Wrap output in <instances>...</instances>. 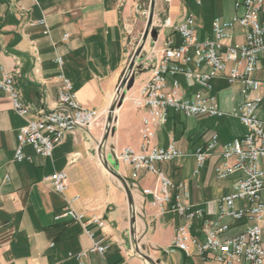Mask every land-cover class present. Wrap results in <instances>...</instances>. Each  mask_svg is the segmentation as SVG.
<instances>
[{"label":"crops","instance_id":"crops-1","mask_svg":"<svg viewBox=\"0 0 264 264\" xmlns=\"http://www.w3.org/2000/svg\"><path fill=\"white\" fill-rule=\"evenodd\" d=\"M138 4L149 14V22L140 19ZM240 12L232 0H0V79L5 73L14 74L29 108L27 117L57 107L60 73L71 81L82 106L106 112L116 104L111 129L102 138L99 128H76L50 156L26 144L22 149L28 158L17 161L16 133L24 119L0 89V264H202L198 255L171 246L174 228L185 219L174 211L159 212L150 204L151 195L142 192L154 184L155 175L114 158L122 146L139 148L144 110L137 109L131 97L146 72L137 71L130 85L120 80L132 54L138 53L137 65L144 67L146 57H154L152 49L157 50L165 36L177 38L173 27L163 24L165 18L175 26L192 13L196 35L205 39L212 37L214 16L228 18ZM243 37L241 30H235L234 40ZM178 78L185 96L192 97L198 86ZM118 86L124 98L116 101ZM212 92L224 111L242 99L237 84L223 76L213 80ZM258 113L264 114V100ZM181 116L170 112L167 121L155 128L151 144L165 146L173 140L185 154L156 165L175 183H186V202L205 208L206 217H215L219 198L231 190L238 175L216 178L213 168L220 160L221 144L245 128L241 124L242 132L227 135L201 122L208 116H194L193 126ZM212 131L217 132L219 145L193 175L192 152ZM62 169L67 185L60 194L43 177ZM66 205L82 214L84 227L67 217L55 219ZM199 223L193 219L190 232L202 239ZM243 227L239 220L223 236ZM93 239L107 245L102 254L89 250ZM81 251L79 259L69 254Z\"/></svg>","mask_w":264,"mask_h":264},{"label":"built area","instance_id":"built-area-1","mask_svg":"<svg viewBox=\"0 0 264 264\" xmlns=\"http://www.w3.org/2000/svg\"><path fill=\"white\" fill-rule=\"evenodd\" d=\"M232 1L233 7L241 12L228 18L214 16L212 37H197L192 13L185 14L175 26L165 18L163 24L173 27L178 39L174 34L165 36L161 46L151 51L156 56L146 57L144 67L137 65L138 53L130 56L120 83H127L137 71L146 72L131 97L134 106L144 110L138 128L140 145L138 149L122 146L114 151V158L131 164L134 170L143 168L154 174V184L142 189L144 194L151 195L150 204L159 212L174 211L185 219L174 228L172 247L198 255L202 264H264V119L258 113L264 100V0ZM235 30L243 32L242 41L233 39ZM55 61L61 66V56ZM179 75L188 84L198 86L192 97L185 96ZM220 76L230 84H237L242 95L230 112L219 108L212 92L213 80ZM58 77L57 107L40 110L35 117H27L29 108L15 86L14 74L5 73L0 79V89L10 97L16 114L24 119L16 133L14 160L28 158L22 149L26 144L36 153L50 156L52 149L76 128L88 131L99 128L101 138L109 133L116 104L106 112L84 107L76 100L71 81L61 73ZM120 88L116 89V101L124 98ZM170 112L184 117L229 114L238 118L245 128L241 135L221 144L220 160L213 168L216 178H225L234 172L238 175L231 190L219 198L215 217H206L205 208L186 202L189 196L186 183H175L156 165L185 154L173 140L165 146L151 144L155 128L167 121ZM218 145V134L212 131L194 149L193 175L199 173ZM43 181L61 194L67 185L66 171H55L44 176ZM62 217L84 227L82 214L69 205L55 215V219ZM195 218L200 220L198 232L202 239L190 232ZM92 220L98 226L103 225L100 218ZM239 220L244 227L233 235L223 236ZM106 248L101 239H93L89 250L102 254ZM83 253L69 254L79 259Z\"/></svg>","mask_w":264,"mask_h":264},{"label":"rangeland","instance_id":"rangeland-1","mask_svg":"<svg viewBox=\"0 0 264 264\" xmlns=\"http://www.w3.org/2000/svg\"><path fill=\"white\" fill-rule=\"evenodd\" d=\"M184 1V0H183ZM224 1V0H222ZM226 1V0H225ZM215 93L217 92V88L214 89ZM226 112H230L231 108L228 106H225ZM262 117H264V114H262ZM181 120L186 123L189 126H193L195 124L194 117L191 118H185L181 116ZM204 124H207L210 128H214L216 130H221L222 132H225L227 135L232 133H240L243 131V127L241 125V122L238 120V118L234 116H216V117H206L201 119Z\"/></svg>","mask_w":264,"mask_h":264},{"label":"water","instance_id":"water-1","mask_svg":"<svg viewBox=\"0 0 264 264\" xmlns=\"http://www.w3.org/2000/svg\"><path fill=\"white\" fill-rule=\"evenodd\" d=\"M137 9L139 10V12H141L142 14L139 16L140 17V19L141 20H145L146 22H149V20H150V16H149V14H146V13H144V7H143V5H141V4H138V6H137ZM139 15V14H138ZM144 35V34H143ZM142 35V36H143ZM131 81H132V78H130L129 80H128V85H130L131 84ZM112 107V106H111Z\"/></svg>","mask_w":264,"mask_h":264}]
</instances>
